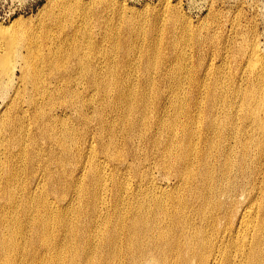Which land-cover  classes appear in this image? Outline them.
I'll return each instance as SVG.
<instances>
[{"label": "bare ground", "instance_id": "bare-ground-1", "mask_svg": "<svg viewBox=\"0 0 264 264\" xmlns=\"http://www.w3.org/2000/svg\"><path fill=\"white\" fill-rule=\"evenodd\" d=\"M244 41L217 53L233 73L186 72L189 97L158 93L148 53L135 91L114 87L113 52L22 55L0 113V264H264V58ZM13 71L0 59V92Z\"/></svg>", "mask_w": 264, "mask_h": 264}, {"label": "rangeland", "instance_id": "rangeland-1", "mask_svg": "<svg viewBox=\"0 0 264 264\" xmlns=\"http://www.w3.org/2000/svg\"><path fill=\"white\" fill-rule=\"evenodd\" d=\"M244 38L257 45L264 58V0H0V59L10 57L14 66L11 88L0 92V113L13 89L24 84L19 70L21 56L38 57L49 46L59 47L61 42L71 51L75 43L80 52L86 50L90 64L94 63L91 56L103 57L113 52V85L120 88L130 77L136 80L129 85L132 91L143 90L146 83V90H150L151 82L142 78L147 70V57L143 56L148 53L152 65L147 75L155 81L158 93L166 97L182 92L189 97L195 92V85L188 81L186 72L197 73L201 79V66L212 63L214 68L224 66V73H233L236 64L232 58L228 56V65H224L217 53L230 54L245 42ZM178 59L184 79L178 83L170 80L168 85L164 76L170 69V77ZM97 60L104 66L103 59ZM132 65L137 67L133 69ZM227 84L222 82L223 87ZM77 86L73 87L83 89L82 85ZM78 95L85 97L86 93ZM157 97L154 95L152 100ZM58 105L59 102L54 103ZM55 111L60 115L58 119L64 117L59 109ZM137 143L135 139L132 144L138 146ZM148 166L142 163L139 169L144 171ZM151 173L155 184L170 186V179L163 180L158 168Z\"/></svg>", "mask_w": 264, "mask_h": 264}]
</instances>
